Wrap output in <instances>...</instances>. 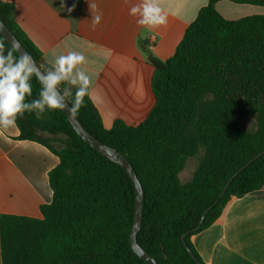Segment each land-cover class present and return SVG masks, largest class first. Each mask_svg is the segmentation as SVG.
<instances>
[{
    "label": "trees",
    "instance_id": "16d2710c",
    "mask_svg": "<svg viewBox=\"0 0 264 264\" xmlns=\"http://www.w3.org/2000/svg\"><path fill=\"white\" fill-rule=\"evenodd\" d=\"M209 0L187 28L172 57L146 50L154 68L155 106L140 124L116 120L110 129L90 96L77 112L83 127L132 164L145 192L140 246L160 264H205L192 237L217 222L232 198L264 188V155L222 193L233 175L264 152V15L225 19ZM264 6V0H228ZM0 19L44 72L48 65L15 20L12 2L0 0ZM5 54L12 47L0 34ZM14 56L19 55L14 51ZM31 102L41 85L31 79ZM76 87L61 83V92ZM253 121L247 130L246 120ZM20 139L47 147L59 158L50 172L52 202L41 218L0 216L2 264H148L130 244L135 188L125 169L88 145L62 109L17 120ZM197 158L192 177L180 174ZM192 255L183 244L182 236Z\"/></svg>",
    "mask_w": 264,
    "mask_h": 264
},
{
    "label": "crops",
    "instance_id": "0c3cea01",
    "mask_svg": "<svg viewBox=\"0 0 264 264\" xmlns=\"http://www.w3.org/2000/svg\"><path fill=\"white\" fill-rule=\"evenodd\" d=\"M3 1L14 4L17 24L51 67L70 51L85 55L88 63L78 67L91 77L90 99L107 129L116 120L135 126L147 118L155 96L154 68L146 50L162 61L172 57L189 25L209 3L159 0L168 22L151 28L129 15L138 0ZM216 9L227 20L264 15V6L228 0L219 1ZM95 14H102V21L93 29ZM59 162L47 147L20 139L18 127H0V216L41 218V207L53 199L49 175ZM192 243L205 264H264V188L232 198L221 218L195 234Z\"/></svg>",
    "mask_w": 264,
    "mask_h": 264
},
{
    "label": "clouds",
    "instance_id": "9594fccd",
    "mask_svg": "<svg viewBox=\"0 0 264 264\" xmlns=\"http://www.w3.org/2000/svg\"><path fill=\"white\" fill-rule=\"evenodd\" d=\"M124 3L129 4L130 0H124ZM90 7L95 9L96 6L90 4ZM72 10L68 9L69 12ZM129 15L137 18L138 25L151 28L166 26L168 22L159 0H138L130 6ZM101 21L102 14L92 15V28L98 27ZM16 50L11 48L5 54V45L0 41V127L17 128V120L25 113H35L39 118L46 109H65L72 92L70 87H66L61 93V83L76 87L71 112L75 114L84 106V98L91 95L92 80L85 70L78 67L88 63L83 53L70 51L59 56L47 72L38 73L31 56L26 53L14 56ZM34 75L41 85L39 98L26 102V98L32 95L31 79Z\"/></svg>",
    "mask_w": 264,
    "mask_h": 264
},
{
    "label": "water",
    "instance_id": "95a60500",
    "mask_svg": "<svg viewBox=\"0 0 264 264\" xmlns=\"http://www.w3.org/2000/svg\"><path fill=\"white\" fill-rule=\"evenodd\" d=\"M0 34L2 37L8 42V44L15 49H17L15 52L20 56L22 54H28L31 56V54L26 50V48L22 45V43L17 39V37L11 32V30L6 26V24L0 19ZM34 67L36 68L38 73H45L43 69L40 67V65L35 61V59L31 56ZM60 90V89H59ZM61 92V91H60ZM62 93V92H61ZM71 104L68 101L67 107L65 109H62L65 113L66 117L68 118L70 124L74 128V130L77 132V134L93 149H95L97 152H99L101 155H103L108 160L122 166L128 176L130 177L134 188H135V215H134V224L131 231L130 236V244L134 251V253L140 257L143 261L147 262L148 264H160L156 259H154L152 256H150L138 243V233L141 230L142 227V215H143V209H144V202H145V192L142 186L141 181L139 180L137 173L135 172L134 168L132 167V164L127 159L125 155L117 151L111 146L106 145L105 143L101 142L97 138H95L92 134H90L80 123V121L77 118L76 113L73 114L71 112ZM264 155V152H262L260 155L255 157L253 160L249 161L242 169H240L238 172H236L233 177L230 179L222 193L219 195V197L210 205L202 214L200 224L196 228V230H199L201 227V224L203 223V220L207 216V214L219 203V201L224 197L227 189L229 188L231 182L245 169L247 166H249L253 161L258 159L260 156ZM187 234L182 236V241L186 249L189 251V253L192 255V252L189 250L185 237Z\"/></svg>",
    "mask_w": 264,
    "mask_h": 264
},
{
    "label": "rangeland",
    "instance_id": "374dc122",
    "mask_svg": "<svg viewBox=\"0 0 264 264\" xmlns=\"http://www.w3.org/2000/svg\"><path fill=\"white\" fill-rule=\"evenodd\" d=\"M244 126L247 130L253 129V121L251 119L244 122ZM197 158L189 160L184 171L180 174V179L183 183L187 182L191 177L192 173L197 165Z\"/></svg>",
    "mask_w": 264,
    "mask_h": 264
}]
</instances>
